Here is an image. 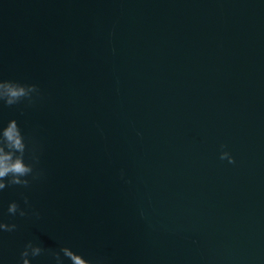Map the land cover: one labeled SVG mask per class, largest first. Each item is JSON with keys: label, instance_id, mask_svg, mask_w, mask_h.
<instances>
[{"label": "water", "instance_id": "obj_1", "mask_svg": "<svg viewBox=\"0 0 264 264\" xmlns=\"http://www.w3.org/2000/svg\"><path fill=\"white\" fill-rule=\"evenodd\" d=\"M0 80L42 173L0 264H264V0H0Z\"/></svg>", "mask_w": 264, "mask_h": 264}, {"label": "clouds", "instance_id": "obj_2", "mask_svg": "<svg viewBox=\"0 0 264 264\" xmlns=\"http://www.w3.org/2000/svg\"><path fill=\"white\" fill-rule=\"evenodd\" d=\"M39 95V89L34 84H22L11 80H0V102L6 106L19 104L21 101L33 102L34 95ZM28 153L29 162H25V154ZM38 146L34 142H26V137L22 134L15 119L7 122L6 126L0 127V190L6 187L20 186L28 188L33 181L38 180L42 173L36 169L39 163L37 155ZM221 159L227 158L229 163L234 162L227 152H221ZM25 208L15 202H9L7 213L11 216L19 215L25 217L29 215L26 209H30L28 198L22 197ZM31 215L39 218V213L31 211ZM17 229L14 223H5L0 220V233L13 232ZM40 256H49L54 264H102L101 261L86 259L80 253L74 252L68 246H61L59 250L47 249L33 241H27L19 253L17 264H31L30 258L35 259Z\"/></svg>", "mask_w": 264, "mask_h": 264}]
</instances>
